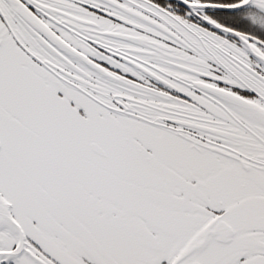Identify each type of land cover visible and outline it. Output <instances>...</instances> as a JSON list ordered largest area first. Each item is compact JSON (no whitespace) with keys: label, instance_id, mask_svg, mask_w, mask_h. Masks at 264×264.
<instances>
[{"label":"snow or ice","instance_id":"1","mask_svg":"<svg viewBox=\"0 0 264 264\" xmlns=\"http://www.w3.org/2000/svg\"><path fill=\"white\" fill-rule=\"evenodd\" d=\"M0 264H264V0H0Z\"/></svg>","mask_w":264,"mask_h":264}]
</instances>
